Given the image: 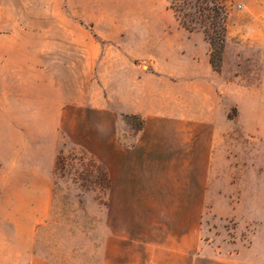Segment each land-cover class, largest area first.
<instances>
[{"label": "rangeland", "instance_id": "rangeland-1", "mask_svg": "<svg viewBox=\"0 0 264 264\" xmlns=\"http://www.w3.org/2000/svg\"><path fill=\"white\" fill-rule=\"evenodd\" d=\"M228 6L215 66L228 86L230 129L212 152L169 150L150 162L145 152L117 153L136 146L142 120H117L116 73L87 70L70 37L89 35L98 49L121 50L140 70L173 80L190 65L181 41L191 33L167 2L0 0V258L21 251L38 264L138 263L197 245L194 256L264 264V0ZM84 166L99 167V183L73 179Z\"/></svg>", "mask_w": 264, "mask_h": 264}, {"label": "crops", "instance_id": "crops-1", "mask_svg": "<svg viewBox=\"0 0 264 264\" xmlns=\"http://www.w3.org/2000/svg\"><path fill=\"white\" fill-rule=\"evenodd\" d=\"M85 22L94 23L95 20ZM73 28L78 29L74 23ZM70 39L83 51V62L89 67L87 70L93 71L91 66L98 64L100 70L116 73V89L123 90L121 94L118 92L116 118L138 116L143 122L136 146L127 148L117 145V153L145 152L150 162H161L169 150L178 154L194 151L201 155L205 145L207 151L212 152L215 141L230 129L231 124L221 98V93L228 86L223 85V76L211 65V47L203 34L191 33L187 41H181V45L188 48L181 55V60L190 65L173 72V80L169 78L172 77L169 73L167 76L161 72L140 70V66L134 65L136 58L125 56L121 50L108 52L98 49L95 40L89 35L81 40L73 32ZM92 47L94 51H91ZM188 99H194L195 105L189 106ZM102 109L108 112V104ZM119 126H116L117 133ZM183 136L191 139L180 142L178 139ZM6 248L17 249L13 246ZM171 249L182 251L175 252L180 255L142 257L138 263L133 258L115 257L113 262L106 264H243L239 258L194 256L200 251L197 245ZM0 264L38 263L33 260L29 263L27 256H23L20 251L11 258L1 257Z\"/></svg>", "mask_w": 264, "mask_h": 264}, {"label": "trees", "instance_id": "trees-1", "mask_svg": "<svg viewBox=\"0 0 264 264\" xmlns=\"http://www.w3.org/2000/svg\"><path fill=\"white\" fill-rule=\"evenodd\" d=\"M168 9L175 20L187 32H201L210 44V62L213 69L219 72L220 66H215V58L222 54L227 37V20L229 16V0H165ZM221 61V57H220ZM143 128V122L141 125ZM83 172L74 175V180L94 183L100 181V170L96 166H84ZM55 171L61 175L67 171L64 156L57 157ZM63 176V175H62ZM84 177V178H83ZM75 184H79L75 182ZM82 184H79L81 186Z\"/></svg>", "mask_w": 264, "mask_h": 264}]
</instances>
